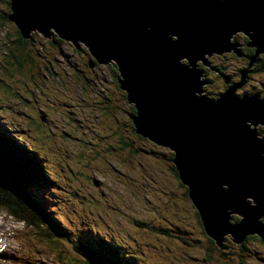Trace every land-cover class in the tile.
<instances>
[{"label": "water", "instance_id": "1", "mask_svg": "<svg viewBox=\"0 0 264 264\" xmlns=\"http://www.w3.org/2000/svg\"><path fill=\"white\" fill-rule=\"evenodd\" d=\"M6 18L23 38L53 33L75 48L83 44L98 63L114 62L120 88L136 109L137 131L176 151L179 178L206 233L224 249L223 235L237 244L247 234L262 236L264 137L249 127L264 124V99L258 93L238 99L234 92L264 52V0H10ZM237 33L255 50L240 82L219 99L201 95L209 81L200 80L195 63L217 71L204 54L234 49L242 56L231 42ZM183 58L192 68L179 62ZM230 213L240 220L230 223Z\"/></svg>", "mask_w": 264, "mask_h": 264}, {"label": "rangeland", "instance_id": "2", "mask_svg": "<svg viewBox=\"0 0 264 264\" xmlns=\"http://www.w3.org/2000/svg\"><path fill=\"white\" fill-rule=\"evenodd\" d=\"M6 1L0 0V10ZM6 17V27H11L15 31V27ZM6 27H3V33L6 32ZM7 32L11 33V30L8 29ZM169 37L172 35L169 34ZM46 38L37 32L36 34L31 32L28 34V38H25L28 45L34 44L30 49L31 53L39 57L36 63L34 56L30 55L31 61L35 63L28 71L36 69L31 73L36 75L33 77H24L14 72L16 67L14 64L13 66L8 64V51L3 46L6 40L0 38V102L11 104L16 109L22 110L23 115L26 113L27 117H18L20 116L19 112H15V116L12 112H3V110H0V115L3 116L4 122L14 120L15 125L10 123L5 125H11L10 131L21 136L24 142L30 141L31 150L43 154L49 161L50 169L56 175H58V166L66 164L65 168H59V173L69 181L61 178L60 185H53L59 190L57 194L48 191H44V193L48 194L47 205L49 208H54L53 216L58 213L65 224L75 226L76 230L71 235H81L82 232L87 231L85 228L91 224V221L95 220V226L99 233H105L109 228L114 234L110 238L111 242L118 240L125 243L130 254L138 253V251L135 248L130 249L128 245H139L142 249L146 248L145 245L153 246L154 248L147 247L150 251L145 255L150 264H200L198 256H206L212 248L217 250V252H213L212 256L216 258L218 264H223V262L264 264V259L258 249V245L263 248L257 240L259 237L250 240L249 246L252 252L241 250L239 253L234 246L237 244L232 240L233 237L229 236L231 244L227 255V249L221 248L215 241L211 246H208L204 237L198 233V229L196 232L197 237L201 240L199 243L203 244L202 250L185 246L174 248L171 253H165V246L172 244V239L168 236H174L170 221L172 224L177 222L180 225L188 221L196 223V217H198L193 204L189 198L184 196L186 188L180 187L181 184L175 176L174 170L169 169L172 166L171 160L169 157L167 158L169 150L161 146H159L160 148L152 146L151 141L139 138L134 134V131L131 133L126 128L121 129L120 125L131 123L128 116H132L130 112L133 114V110L128 106L126 97L122 98L121 93L124 92L116 89L118 85L113 83L110 77L105 78L112 74L110 70L113 66L112 63H98L95 58L86 54L83 47L76 46L75 48L72 44L67 43V40H64L66 42L64 47L65 43L55 34ZM231 42L237 43L233 38H231ZM245 43L247 44L246 41ZM11 46H14V39ZM251 49L253 56L255 50ZM78 50L86 57L85 72L89 73L90 70H95L89 76L86 75V78L82 77L83 73L79 62L76 61L81 73L71 67L72 60L76 59L75 52ZM232 50L234 51V49ZM15 51H17V46ZM233 55L232 57L230 51L222 55L218 53H212L211 56L204 54L213 68L217 69V65L222 63V70L216 72L210 71V67L204 65L202 60H198L195 65L202 64L204 74L208 73L207 76L211 77L220 71L225 72V68L229 72L231 65L240 66L241 64L244 67L246 62L250 63V57L244 61L242 56H237L234 53ZM53 58H56L60 63L54 62ZM13 59L15 58L13 57ZM66 59L69 62H66ZM48 60L50 61L48 62ZM89 60L93 62L92 67L89 66ZM51 62L52 64H50ZM179 62L185 63V65L190 64L185 58L179 59ZM42 63L52 65V69L44 68ZM38 64H42L44 69L37 67ZM59 65L67 67V74ZM19 66L21 67L22 63H19ZM189 68L192 66L189 65ZM235 71L233 66L230 74H234ZM118 73L116 68L115 74ZM83 80L86 84L85 86L81 85L80 88L84 92L85 102L81 100L76 90V86ZM200 80L205 81L203 77H200ZM258 80L262 81L264 78L258 77ZM258 80L256 79L255 82L257 83ZM250 81L251 79L247 83L248 89ZM222 82V80L213 81L208 85L209 87H205L203 84L204 92L201 95L208 94L209 98L216 100L217 96L214 97L212 93L217 95V91L223 88ZM30 91L35 94V98L32 93L26 97L22 95L28 94ZM17 93L24 99L25 106L14 102ZM194 94L201 97L198 92H194ZM107 99L109 103L104 104L103 101L106 102ZM30 101L34 102L28 105ZM8 104L7 106H9ZM2 108L0 105V109ZM39 112H41L40 116ZM0 118L2 119V117ZM44 119L48 123L45 124ZM246 124L249 125L248 122ZM26 126L31 127L30 132L23 129ZM258 126H264V124L252 125L249 129ZM133 142L134 144H132ZM109 145L116 147V150L112 153L109 152L107 149ZM101 146H104L106 151L94 156L95 150L100 149ZM162 153V157L167 159L161 157ZM71 154L72 156L69 158L68 156ZM39 157L43 158L41 155ZM67 164L75 168L74 174ZM45 166H48V162H45ZM52 179L58 181L53 174ZM99 192L100 197H97L96 194ZM76 197L81 199V203L89 204L93 209V214L87 215L85 212L84 217L79 215L80 211H76L79 206L70 205L72 200H76ZM8 198L14 201L12 196H8ZM108 203L113 208L108 207ZM15 211L19 215V211L17 209ZM6 212L8 210H5L0 202V225L3 227L0 232H3L8 255L12 257V260L7 264H71L73 258L80 261L74 251L75 247L73 248L74 242L71 245L60 243L61 248H58L55 243L44 236V231L40 226L18 222L17 217H11ZM231 215H237V213H230ZM73 220H76L75 223ZM141 220L146 224L138 225ZM53 237L59 238L55 235ZM223 237L221 243L226 246L225 238L227 236L223 235ZM219 250H224L225 255ZM230 250L235 251L234 257ZM207 259L210 260L211 257L209 256ZM202 264L207 263L202 262Z\"/></svg>", "mask_w": 264, "mask_h": 264}, {"label": "trees", "instance_id": "3", "mask_svg": "<svg viewBox=\"0 0 264 264\" xmlns=\"http://www.w3.org/2000/svg\"><path fill=\"white\" fill-rule=\"evenodd\" d=\"M9 13H10V3H9V0H7L4 4V7H2V9L0 10V19L2 20V21L0 20V38H3L4 40H6L5 41V44H6L5 48L8 51V54H7L8 64H11L12 66L14 64V66L16 68H15V71L14 70L13 71L16 72L18 75H21L24 77L34 76L35 74H31V73H33L36 69L31 70L30 72L28 71L29 68L33 67V64L35 63L34 61H31V57H30V55L32 54L30 49L32 48V45H34V44L28 45L27 41L22 38L21 34L17 31L16 28H15V31H13L11 27H6L7 22H6L5 17H6V15L8 16ZM3 27H6L5 28L6 32H4V33L2 32ZM8 29L11 30V33L7 32ZM11 34H13V35H11ZM238 38L240 39L241 42L238 40ZM13 39H14V46L12 47L11 43H12ZM246 39L247 38L244 37L242 34L239 35V37H237L238 47L243 51V55L241 58L244 61L247 60V58H246L247 56H249L253 53L251 48L245 46ZM16 46H17V51H15ZM32 52H36V51H32ZM36 53H38V52H36ZM33 56H34L35 61L37 63L39 60V57H37L35 55H33ZM13 57L15 59H13ZM223 60H226V59L223 58ZM49 61L50 60H48V62ZM19 63L20 64L22 63L21 67L19 66ZM42 64H44V68L52 69V65H47L45 63H42ZM42 64H38L37 67H40V69H44V68H42ZM50 64H52V62ZM198 64H199L198 69L204 70V68L202 67L203 65L200 63H198ZM221 64L222 63H220V65ZM220 65H217V71L222 70ZM246 66H247V62L245 63L244 67H246ZM61 69L64 71L65 74H67V71H68L67 69H65V68H61ZM241 69L242 68L240 66L237 69L239 76H240ZM251 69H253V72H256V75L258 74L259 77L261 76L264 78V55L262 57H259L256 60V62L248 68V71H250ZM74 70L78 72V66H76L74 68ZM218 74L223 76L224 80L229 78V77H232V75H233V74H230V72L227 73L224 71H220V72H218ZM206 75H208V73H206ZM82 77H84V76H82ZM84 78H86V76ZM235 79H236V77H234V79H232V81H234ZM85 84H86V82L83 80L81 82V84H78L76 86V90L79 93L81 100H84L85 97H84V92L81 90L80 87H81V85L85 86ZM5 85L7 86L6 83H5ZM208 85L209 84L205 85V87H209ZM226 87H227V85L224 84L223 90H225ZM262 87L264 88V82H263ZM219 92L220 91H217V93H219ZM212 94L214 97L216 96L214 92ZM23 96L26 97V96H29V94H26ZM14 102L18 103V104H22L24 106L26 105L24 99H22L20 97V94H18V93L16 94V99L14 100ZM103 103L107 104V103H109V100L107 99V101L106 102L103 101ZM7 104L8 103H2L1 104V106L3 107L2 108L3 112L10 111L14 114H15V112H19L21 117H27L26 113H25V115H23L24 112L22 110L16 109L11 104H8L9 106H7ZM134 113H136V112H134ZM23 129L26 131H29L31 129V127L26 126ZM132 129L134 131V134L137 135L139 138L151 141L152 146H154L157 143L154 140V138L147 136V135H143L142 133L138 132L137 128H135L133 126V123H132ZM256 130H257V133H258L260 138L264 136V126L256 127ZM3 134H4V139L2 138ZM8 137L9 136L6 134V131H5V133H2L0 135V144H2V145L7 144L3 141L7 140ZM17 140L19 141L20 139L17 137ZM122 144H123V141H122ZM162 146L163 145H161V147ZM29 147H31V146H29ZM163 147L169 149L166 146H163ZM107 149L109 152L112 153L116 150V147L109 145V146H107ZM4 153H5L4 150H1V148H0V193H2L4 196H8V195L12 196V198H14L15 202L12 203L8 200H5L1 196H0V202L2 203L3 206L7 207L13 213H16L15 209L22 212L23 215L20 217L21 221H24V222L29 223V224H39L42 226V228L44 225H46L47 228H49V229L53 228L56 231L57 236H67L69 239L74 241L75 244H77V246H75V248L77 249L79 255L81 256L82 264H150L148 261H146L145 255H146V251L148 249L147 247L154 248L153 246L145 245L146 248L145 249H138V253H135V255H132L130 253L126 254L128 252L125 250V243L121 244V243L116 242V243H114L115 245L114 244H105L101 240H98L97 238H95L92 235L93 230L89 227H86V230L88 231V236H85V237L82 236L79 241L76 240L74 235H71L67 232V227L65 226L67 224L64 223V221L61 219L60 215L57 214V216H55V217L53 216V214H52L53 208H50V210H44V201L39 199L37 197V195L35 194V192L31 189V185H30V181H29L31 173H29L27 171L26 165L24 164L23 167L19 166L18 163L14 159L10 158L7 154H4ZM163 153H167V152H163ZM171 154H172V161H173V158L175 157V152H174V154H173V152H171ZM12 156H14V157L17 156L16 151H14V150L12 151ZM18 159L21 160L20 157ZM45 162H47V159L44 157V160L42 161V163H39L37 170L41 174L40 177H41L42 186L44 187V185H46V188L49 189V183L50 184L51 183L56 184V183L51 179L52 171L49 168V166H45ZM59 168H65V165H59L58 166V176L62 177L59 173ZM71 169L73 171V168H71ZM172 170H176L175 165H172ZM175 175L177 177V171H175ZM59 177H56V178L58 179ZM66 181H67V179H66ZM53 191H54V189H53ZM55 192L57 193V192H59V190H56ZM184 196L186 198H189V200H190L189 188L186 190ZM20 205H22L26 209V212L21 210ZM70 205L71 206H79V203L72 200ZM194 215H195V212H194ZM239 220L240 219H239L238 215H231L230 216V222L231 223L238 222ZM139 224H146V223L142 222V220H141L140 222H138V225ZM169 224L171 225V227L173 229V235L175 237L174 236H168L172 239V244H171V246H165L166 247L164 249L166 251L165 253H171L174 248H181V247H185V246H191V247H195L197 250H202L203 244L199 243L201 240L197 237V232H196L197 229H198V233L202 237H204V239L207 241L208 246H211L213 243V240L206 234L204 227H203V224H202V221H201L199 216L196 217V223L188 221L187 223H182L180 225L177 222H173V224H172V221H170ZM260 227L262 230V236H261L262 238L261 239H263L264 238V218H261V220H260ZM91 230H92V232H91ZM154 233H157V232L154 231ZM175 233H177V234H175ZM157 234H159V233H157ZM45 236H47L49 238L50 233H45ZM255 239H256V235L247 236L242 244L234 245L236 248V251L239 253L241 250H243V251L248 250L249 252H252L249 244H251L250 240H255ZM58 241L60 242L61 240L58 239ZM225 241H226L227 252H228V249H229L230 244H231L229 241V236H227V238H225ZM108 243H110V242H108ZM258 249L260 250V252L262 254V259H264V249L261 248L259 245H258ZM213 252H217V250L215 248H212L211 251H209L206 256L199 255L198 256L199 261H200L199 263L202 264V262H206L207 264H218V261L216 260V258L212 256ZM230 252H231L232 256L234 257L235 251L230 250ZM209 256L211 257L210 260L207 259V257H209ZM137 258L139 259V263L136 261ZM72 261L74 264H77V262H76L77 260L75 258ZM143 261H145V263H143ZM223 264H239V263L223 262Z\"/></svg>", "mask_w": 264, "mask_h": 264}, {"label": "clouds", "instance_id": "4", "mask_svg": "<svg viewBox=\"0 0 264 264\" xmlns=\"http://www.w3.org/2000/svg\"><path fill=\"white\" fill-rule=\"evenodd\" d=\"M219 3H220V0H217ZM222 1H226V0H222ZM9 3H10V0H9ZM9 15H10V13H9ZM1 20V19H0ZM2 21V20H1ZM35 34H36V32H34ZM53 34V33H52ZM56 35V34H55ZM239 35H241V33H238V34H235L234 35V37H232L234 40H235V42H237V37H239ZM243 35V34H242ZM57 36V35H56ZM244 37H246L245 35H243ZM23 38V37H22ZM57 38H59L58 36H57ZM24 40H25V38H23ZM60 39V38H59ZM60 40H62V39H60ZM238 40L240 41V39L238 38ZM63 41V40H62ZM246 41H247V39H246ZM64 43H65V45H64V47L66 46V42L65 41H63ZM241 42V41H240ZM234 43V42H233ZM8 45V44H7ZM80 45H82V44H79L78 46H80ZM3 46L5 47L6 46V44H5V42H4V44H3ZM245 46H246V43H245ZM247 47V46H246ZM237 48L243 53V51L237 46ZM230 52L232 53V57L234 56L233 55V53H234V51L233 50H230ZM219 54V53H218ZM221 55V54H220ZM264 55V52L263 53H261V54H259V55H257V57H256V60L259 58V57H262ZM237 56H238V54H237ZM254 56V55H253ZM249 57H252V54L251 55H249V56H247L246 58H247V60L249 59ZM75 58L77 59H74V60H72V63H71V67L74 69L76 66H78V73H81L80 71H79V64L78 63H76V61L77 62H79L80 63V65H81V69H82V76H89L93 71H95V70H90L89 71V73H86L85 72V70H84V67H85V64H84V60L82 59V57H81V53H80V51L78 50L77 52H75ZM207 59V58H206ZM79 60V61H78ZM246 60V61H247ZM256 60L253 62V64L256 62ZM53 61L54 62H57V63H60V61H58L56 58H53ZM66 62H69V60L68 59H66ZM234 62V61H233ZM75 63V64H74ZM108 63V62H107ZM109 63H112L113 64V66H111V71H112V74H111V76H106L105 78H107V77H110L111 79H112V82L113 83H116L117 85H118V87L116 88L118 91L119 90H121V91H123L124 93H121V96H122V98H124V96L126 97V100H127V102H128V106L129 107H131L132 108V110H133V114L130 112V114L132 115V116H128V118L130 119V121H131V123H127V124H122V125H120L121 126V129H123V128H126V129H128L131 133H133V129H132V123H133V118H134V116L136 115V113H134V112H136V109H135V107H134V105H133V103H129V101H128V99H127V96H126V92H125V90H123L122 88H120V84H119V82H118V76H119V73L118 74H115V72H116V68H117V66H116V64L114 63V62H109ZM220 65V64H219ZM235 67V69H236V71H235V73L232 75V77H229V78H227V79H225L224 80V78H223V76H221V75H219V74H214V76H211V77H208L206 74H204V71L202 70V69H198V67H197V69L198 70H201L202 71V73H203V78L205 79V81H209L207 84H212V82L213 81H220V80H222L223 82V88H224V84H226L227 85V87H226V89L225 90H223V88H220L221 90H219L220 92L219 93H217V99H219V97L227 90V89H229L232 85H234V84H237L238 82H240V76H239V74H238V72H237V69L239 68V66H237V65H231V66H229L230 67V70H229V72L231 71V68L232 67ZM59 67L60 68H65V69H67V67H62L61 65H59ZM220 67L222 68L223 66L222 65H220ZM240 67L242 68L241 69V72L244 70L243 69V67H242V65L240 64ZM224 69V68H223ZM209 70L210 71H215V70H212L211 68H209ZM117 71L119 72V70H118V68H117ZM216 72V71H215ZM225 72H227L226 71V68H225ZM237 72V73H236ZM241 72H240V74H241ZM228 73V72H227ZM249 73V74H248ZM34 76H36V75H34ZM246 78H245V83L241 86V87H239V88H236V90H235V92H234V96H237L238 95V99H241L242 97H243V95L244 94H246L247 96H249V97H251V95L252 96H255L257 93L259 94V99H261V100H263L264 99V88L262 87V85H263V82H264V80H262V81H259L258 80V77H259V75L257 74L256 75V72H253V69H251L250 71H248L247 73H246ZM31 77H33V76H31ZM234 77H236V79L234 80V81H232V79H234ZM261 77V76H260ZM263 78V77H262ZM249 79H251V81H250V84H249V89L247 88V83H248V80ZM258 80V82L256 83L255 82V80ZM254 82V83H253ZM253 83V84H252ZM207 84H204V86L205 85H207ZM205 88V87H204ZM30 93H32L33 94V96H34V98H35V94L32 92V91H30V92H28V94L30 95ZM22 95H26V94H22ZM215 96V97H216ZM85 100L86 99H84V100H82L83 102H85ZM32 102H34V101H30L29 102V104L28 105H30ZM2 103L0 102V105H1ZM1 111H2V109H0ZM14 114V113H13ZM39 114V116L41 115V112H39L38 113ZM15 115V114H14ZM16 116V115H15ZM0 117H2V119L0 118V135L2 134V132L1 131H8L9 133H12L11 131H10V126L11 125H15V122H14V120L13 119H11V120H9V122H4V118H3V116H1L0 115ZM18 117H21V116H18ZM44 121V123L46 124V123H48L45 119L43 120ZM1 122H3L4 124H6V123H10L11 125H7V127L8 128H6V127H1L2 126V123ZM249 123V125H250V122H248ZM133 126L136 128V126L134 125V123H133ZM252 126V124L250 125V127ZM259 127V126H258ZM31 130V129H30ZM30 130H29V132H30ZM29 132H28V136H29ZM258 134V133H257ZM65 135H68V134H65ZM17 137L20 139L19 141L17 140ZM264 137V136H263ZM263 137H259V135H257V138L258 139H262ZM2 138L4 139V136L2 135ZM10 139V140H9ZM13 139H15V140H13ZM12 140V141H11ZM3 142H5V143H7V144H4V145H2V144H0V148H1V150H4V154H7L10 158H12V159H14L17 163H18V165L19 166H22L23 167V165L25 164L26 165V167H27V171L29 172V173H31V175H30V178H29V181H30V185H31V189L35 192V194L37 195V197L39 198V199H41V200H43L44 201V210H50V208H49V206L47 205V203L49 202V200L47 199V197H48V194H46V193H44V191H47V188H46V185H44V187L42 186V182H41V177H40V173L38 172V170H37V168H38V165H39V163H42V161L44 160V155L43 154H39L38 152H34V151H32L31 150V142L29 141H23V139H21V136H18V134H14V136H11V137H8L7 138V140H5V141H3ZM23 145H22V144ZM132 144H134V142L132 143ZM86 145H94V144H86ZM156 145V146H155ZM154 145V147H159V146H161V145H159L158 143H156ZM29 146H31V147H29ZM163 147V146H162ZM166 147H168L169 149V154H168V156H167V158L169 157V159L171 160V162H172V165H175V163H173L174 161H172V154H171V152H173V154H174V152H175V156H176V151L175 150H173V149H171L170 148V146L169 145H167ZM163 148H165V147H163ZM78 149H80V148H78ZM16 151V153H17V156L16 157H14V156H12V151ZM77 151V150H76ZM75 151V152H76ZM104 151H106L105 150V147L104 146H101V148L100 149H96L95 150V153H94V156H97V155H100L101 153H103ZM42 156L43 158H40L39 156ZM72 156V154L71 155H69L68 157L70 158ZM163 156V153L161 154V157ZM20 157V159L22 160H19L18 158ZM39 159H38V158ZM46 158V157H45ZM163 158V157H162ZM167 158H163V159H167ZM47 159V158H46ZM175 159V157L173 158V160ZM47 162H48V166H49V161H48V159H47ZM64 165H66V164H64ZM68 165V164H67ZM70 168H73V174H74V172H75V168L74 167H72V166H70V165H68ZM176 166V165H175ZM49 168H50V166H49ZM169 169H171L172 170V166L171 167H169ZM52 171V170H51ZM173 171V170H172ZM175 171H177V179L179 180V182H180V187H184V188H186V190L189 188L186 184H184L182 181H181V179L179 178V170L176 168V170H174V172ZM52 174L53 175H55V177H59L58 175H56L53 171H52ZM176 176V175H175ZM61 178H63V177H59L58 178V181H55V180H53L52 179V176H51V179L56 183V184H54V183H49V188H53L54 190H57V187L55 186H53V185H60V183H61ZM64 179V178H63ZM64 180H66V179H64ZM67 181H69V179H67ZM59 183V184H58ZM189 192H190V190H189ZM49 193H52V194H56V192L55 191H51V192H49ZM102 193V192H101ZM185 194V193H184ZM97 195V197H100V192L99 193H97L96 194ZM8 196H10V195H8ZM8 196H6V197H8ZM190 196V195H189ZM250 203H252V199L251 198H248L247 199ZM76 202H78L79 203V208H77L76 209V211L78 212V211H80V213H79V215H82L83 217H84V215L83 214H85V212L87 213V215H89V214H93V209L90 207V205L89 204H87V203H81V199H79L78 197H76V200H75ZM190 201H191V203L193 204V206H195L194 205V203H193V201H192V198L190 197ZM14 202H15V200H14ZM108 205V207H110V208H113L109 203L107 204ZM4 208H5V210H8V212H6L9 216H11V217H17V219H18V222H22L23 224H25L26 222H24V221H21L20 220V217L23 215L22 214V212H20L19 210V215H18V213L16 212V213H13V212H11L7 207H5L4 206ZM7 208V209H6ZM20 208H21V210H23L24 212H26V209L22 206V205H20ZM195 208V207H194ZM196 212H197V215L200 217V215H199V212L196 210ZM73 213H75L76 214V212H73ZM75 216V215H74ZM55 217V216H54ZM76 217V216H75ZM77 217H78V215H77ZM240 217V216H239ZM261 218H264V213H263V215H262V217H260V219H259V223H260V220H261ZM201 219V218H200ZM75 221L76 220H73V222L75 223ZM202 221V220H201ZM229 222H230V220H229ZM231 223V222H230ZM202 224H203V221H202ZM35 225H38V226H40L41 227V229H43V231H44V236H45V233H50V237L48 238L47 236H45L46 238H48L50 241H52L53 243H55L56 245H57V247L58 248H61V246H60V243H64V244H66V245H71V243L72 242H74V241H72L71 239H69L67 236H57L56 235V231L52 228V229H49V228H47V226L46 225H44L43 226V228H42V226L41 225H39V224H35ZM66 227H67V232L69 233V234H71V233H74L75 232V230H76V228H75V226H73V225H71V224H69V226L68 225H65ZM89 228H91L92 230H96V233H97V239L98 240H101L103 243H105V244H114V243H121V244H124L123 242H120V241H118V240H115L114 242H111V240H110V238L112 237V236H114V234H113V232L109 229V228H107V230L105 231V233H103V232H100L99 233V231H98V229H97V227L95 226V220H93V221H91V224L88 226ZM204 227V226H203ZM86 229V228H85ZM0 230H3V227H2V225H0ZM204 230H205V228H204ZM109 231V232H108ZM206 232V231H205ZM55 236H57V237H59L58 239L59 240H61L60 242L58 241V239L56 238V237H53L54 235ZM109 234V235H108ZM112 234V235H111ZM207 234V233H206ZM208 235V234H207ZM249 235H256V237H259V239H257L260 243H261V246L263 247V249H264V238L263 239H261L262 237L258 234V233H253V234H248V235H246V236H249ZM82 236H88V233L87 232H85V233H82L81 235H79V236H75V239L76 240H80V238L82 237ZM209 236V235H208ZM226 236H231V235H226ZM210 237V236H209ZM211 238V237H210ZM212 239V238H211ZM213 240V239H212ZM214 241V240H213ZM108 242H110V243H108ZM244 242V241H243ZM242 242V243H243ZM235 243V242H234ZM241 243V244H242ZM235 244H237V243H235ZM76 245V244H75ZM75 245L73 246V248L75 247ZM115 245V244H114ZM237 245H240V244H237ZM128 247L130 248V249H137V251H138V249H142V248H140V246L139 245H135V246H132V245H128ZM125 250L127 251V245H125ZM226 250V249H225ZM74 251H75V253L77 254V256H78V259L80 260V261H76L77 262V264H82V260H81V256L79 255V253H78V251H77V249L75 248L74 249ZM150 250H149V248L147 249V251H146V254H148V252H149ZM224 250H219V252L221 253V252H223ZM128 252V251H127ZM130 252H128V253H126V254H129ZM132 255H135V253H131ZM227 255H228V252H227ZM74 259V258H73ZM145 259H146V257H145ZM12 260V257L10 256V255H8V248H7V245H6V242H5V240H4V237H3V232H0V264H7V262L8 261H11ZM147 261V260H146ZM137 262L139 263V259L137 260ZM71 264H74L73 262L71 263Z\"/></svg>", "mask_w": 264, "mask_h": 264}, {"label": "bare ground", "instance_id": "5", "mask_svg": "<svg viewBox=\"0 0 264 264\" xmlns=\"http://www.w3.org/2000/svg\"><path fill=\"white\" fill-rule=\"evenodd\" d=\"M227 1H230V0H226V1H222V0H220V3H224V2H227ZM54 32V31H53ZM239 32V31H238ZM242 32V31H241ZM38 33V32H37ZM55 33V32H54ZM238 34V33H237ZM41 35V34H40ZM42 36V35H41ZM43 38H45V37H43ZM83 45V44H82ZM228 51H224V52H222V54H224V53H227ZM215 53H217V52H215ZM261 53H263V52H261ZM260 53V54H261ZM234 54H236L237 55V53H235L234 52ZM248 64L249 63H247V66L246 67H244L243 69L245 70V69H247L248 68ZM256 129V128H255ZM257 131V130H256ZM8 132H6V134H7ZM8 135V134H7ZM10 135L11 136H13V133H10ZM195 207V209L197 210V208H196V206H194ZM198 211V210H197Z\"/></svg>", "mask_w": 264, "mask_h": 264}, {"label": "snow or ice", "instance_id": "6", "mask_svg": "<svg viewBox=\"0 0 264 264\" xmlns=\"http://www.w3.org/2000/svg\"><path fill=\"white\" fill-rule=\"evenodd\" d=\"M247 205H248L249 207H251V206H250V202H249V203H247Z\"/></svg>", "mask_w": 264, "mask_h": 264}]
</instances>
